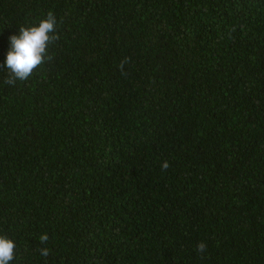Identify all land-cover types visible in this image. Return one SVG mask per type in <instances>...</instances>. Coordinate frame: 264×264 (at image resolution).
Listing matches in <instances>:
<instances>
[{"label": "trees", "instance_id": "1", "mask_svg": "<svg viewBox=\"0 0 264 264\" xmlns=\"http://www.w3.org/2000/svg\"><path fill=\"white\" fill-rule=\"evenodd\" d=\"M0 236L10 264H264V0H0Z\"/></svg>", "mask_w": 264, "mask_h": 264}, {"label": "clouds", "instance_id": "2", "mask_svg": "<svg viewBox=\"0 0 264 264\" xmlns=\"http://www.w3.org/2000/svg\"><path fill=\"white\" fill-rule=\"evenodd\" d=\"M56 24V17L49 12L46 18L40 20L38 24L27 27L21 26L19 35L10 37V48L5 61L8 78L5 83L14 85L17 80H27L34 69L47 59H51L48 55V46L58 39L55 34ZM125 62H121V68H123ZM168 167L169 165L165 161L162 164V170H166ZM39 239L41 244H47L49 237L45 233ZM15 247L13 240L0 236V264H10L14 259ZM206 250L207 245L203 241L196 247V251L201 255ZM39 251L43 257H47L50 254L47 247L41 248Z\"/></svg>", "mask_w": 264, "mask_h": 264}]
</instances>
